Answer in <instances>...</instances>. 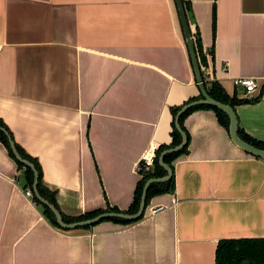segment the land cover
Returning a JSON list of instances; mask_svg holds the SVG:
<instances>
[{"label":"crops","instance_id":"obj_1","mask_svg":"<svg viewBox=\"0 0 264 264\" xmlns=\"http://www.w3.org/2000/svg\"><path fill=\"white\" fill-rule=\"evenodd\" d=\"M182 2L206 81L247 98L234 81L256 80L233 109L264 144V0ZM199 94L174 0H0V120L64 215L127 210L139 162L171 141V108ZM183 126L173 191L134 223L89 229L53 226L0 142V264H214L219 240L264 238V158L211 109Z\"/></svg>","mask_w":264,"mask_h":264},{"label":"trees","instance_id":"obj_2","mask_svg":"<svg viewBox=\"0 0 264 264\" xmlns=\"http://www.w3.org/2000/svg\"><path fill=\"white\" fill-rule=\"evenodd\" d=\"M192 36H193V41H194L195 50H196V54L198 57L199 65L201 66V65H203L204 58L200 54L198 39L196 38V36L194 37L193 34H192ZM201 74H202V79H203L204 86H205L207 93L212 98H214L215 100H218L222 103L228 104L233 108L236 104L246 103L249 101V98H238L235 95H233L232 97H229L224 92L223 88L221 87V85L218 82H216V81L208 82V81H206L202 71H201ZM199 98H201V94H199L196 97L190 98L188 101H186L184 104H182L180 106H176V107L171 108V112L173 115L172 128H171V132H170L171 141L168 145H162L155 150L154 165H153V168L151 171L144 172L142 170H138L139 173L141 174V179L138 181V183L136 185L134 196H133V201L130 204V206L128 207V209L125 211H120L117 208L108 206L105 209L93 210L90 212H86L84 214H80L78 216L64 215L59 210V208L57 206L56 199H55V192L49 190L42 182V170H41V166H40L38 160L36 158L32 157L31 155H29L27 152H25V150L18 143H16L15 141L14 142H15L16 148H17L19 154L21 155V157L23 159L30 161L37 170V173H38L37 190H38L39 194L45 200L52 203L59 210V212L61 213V216L65 222L71 223V222H75V221H79V220H85V219L92 218V217H94L98 214L104 213V212L134 213L139 208L142 188H143L145 182L150 178L162 177V176L166 175V173H167L166 169L159 163V156H160L161 152L164 151L165 149L174 147L181 142V139H182L181 134L176 129L175 124H174V119H175L176 113L185 104L192 102L194 100H197ZM252 100H255V99H252ZM198 109H211V110H213L217 116L219 123L228 131L229 118H228L226 113H224L222 110H220L216 107H213L211 105L197 104V105H194V106L188 108L187 110H185L179 117V124H180V126L184 132H185V128L183 126L184 118L189 113H191L192 111L198 110ZM0 126L5 128L7 130V132L9 133V135L11 136V138L13 139L11 132L9 131V129L3 123L2 120H0ZM238 133H239V136L241 137V139H243L244 141L254 145L257 148L264 149L263 143H261V142L255 140L254 138L248 136L239 128H238ZM0 142L3 144V146L7 150L9 156L15 161L17 168L22 171L21 173H22V179H23V187L25 189L29 188L32 191V184H33V172H32V170L29 167L25 166L24 163H22L21 161H19L15 158V156H14V154L10 148L7 136L1 130H0ZM187 147H188V136L186 134V143L184 144V146L178 151L169 152V153L164 154L163 155V161L167 165L172 167V161L179 154L186 153ZM173 189H174V183H173L172 177H170L169 179H167L165 181L150 183L148 188H147V192H146L145 205L148 204V201L152 196L157 195V194L172 192ZM32 200L34 201V203L37 206L41 207L43 215L47 218V220L53 226H55L56 228L61 229V230H69V229H65V228L60 227L58 225V223L56 222L55 216L52 213V211L49 208H47L46 206L42 205L34 197V195L32 196ZM142 216H140L134 220H125V219L118 218V217H106V218H103L102 220H100L99 222L109 220V221H113V222H117V223H121V224H131V223H134V222L140 220L142 218ZM90 227L91 226H85V227H83V229H89ZM214 264H264V238H229V239L227 238V239L219 240L217 243L216 249H215Z\"/></svg>","mask_w":264,"mask_h":264},{"label":"water","instance_id":"obj_3","mask_svg":"<svg viewBox=\"0 0 264 264\" xmlns=\"http://www.w3.org/2000/svg\"><path fill=\"white\" fill-rule=\"evenodd\" d=\"M175 2V6H176V10H177V14H178V18H179V22L181 25V29H182V33L184 36V40H185V45L187 48V52H188V56H189V60L191 63V67L193 70V74H194V78L195 81L197 83V86L199 88L200 94H201V98L194 100L192 102H189L187 104H185L175 115V119H174V124L176 129L179 131V133L181 134V142L171 148L165 149L164 151L161 152L160 156H159V163L167 170V174L165 176L162 177H157V178H150L148 179L143 188H142V193H141V197H140V204H139V208L136 212L134 213H126V212H104L101 214H98L92 218H88L85 220H79V221H75V222H71V223H67L63 220L61 213L59 212V210L49 201L45 200L43 197H41V195L39 194L38 190H37V183H38V173L36 168L34 167V165L26 160L23 159L21 157V155L19 154L15 142L14 140L11 138V136L9 135V133L7 132V130L3 127L0 126V130L3 131L8 139L10 148L15 156V158L19 161H21L22 163H24L25 166L29 167L32 172H33V184H32V193L34 195V197L44 206H46L47 208H49L52 213L55 216L56 222L58 223V225L62 228L65 229H77V228H83L85 226H93L95 224H97L100 220H102L103 218L106 217H118V218H122L125 220H134L137 219L138 217L143 215V212L145 210V199H146V192H147V188L149 186L150 183L152 182H161V181H165L167 179L170 178L171 176V168L169 165H167L164 161H163V155L169 152H174V151H178L180 150L184 144L186 143V134L185 132L182 130L180 124H179V117L180 115L187 110L188 108L197 105V104H207V105H211L213 107H216L220 110H222L224 113L227 114L228 118H229V126H228V132H229V136L232 140V142L238 146L239 148H241L242 150L256 156V157H260V158H264V149H260L255 147L254 145L244 141L243 139H241V137L239 136L238 133V124H237V117H236V113L233 109V107H231L228 104L222 103L218 100H215L214 98H212L206 91L205 86H204V82L202 79V74H201V69H200V65H199V61H198V57L196 54V50H195V45H194V41H193V36H192V32L189 26V22L186 16V12H185V8L183 5L182 0H174Z\"/></svg>","mask_w":264,"mask_h":264},{"label":"built area","instance_id":"obj_4","mask_svg":"<svg viewBox=\"0 0 264 264\" xmlns=\"http://www.w3.org/2000/svg\"><path fill=\"white\" fill-rule=\"evenodd\" d=\"M200 69H201V66H200ZM224 69H225V67H224ZM234 84L244 88V90H245L244 96L247 98H252L254 91L257 89L256 80L251 79V78L236 79L234 81ZM154 158H155V152L151 151V150L148 151L143 156L141 161L139 162L138 170H142L144 172L151 171L153 168V165H154ZM25 195L32 198L33 193L29 188H27V189H25Z\"/></svg>","mask_w":264,"mask_h":264}]
</instances>
